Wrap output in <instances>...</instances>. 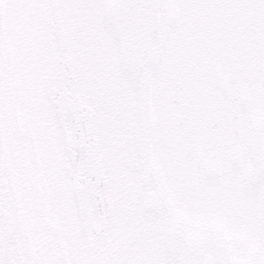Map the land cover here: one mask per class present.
I'll return each instance as SVG.
<instances>
[{"label": "snow or ice", "instance_id": "snow-or-ice-1", "mask_svg": "<svg viewBox=\"0 0 264 264\" xmlns=\"http://www.w3.org/2000/svg\"><path fill=\"white\" fill-rule=\"evenodd\" d=\"M0 264H264V0H0Z\"/></svg>", "mask_w": 264, "mask_h": 264}]
</instances>
